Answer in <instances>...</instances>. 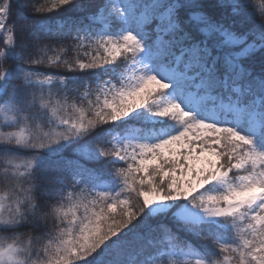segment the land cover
<instances>
[{"label": "snow or ice", "instance_id": "1", "mask_svg": "<svg viewBox=\"0 0 264 264\" xmlns=\"http://www.w3.org/2000/svg\"><path fill=\"white\" fill-rule=\"evenodd\" d=\"M0 264H264V0H0Z\"/></svg>", "mask_w": 264, "mask_h": 264}, {"label": "trees", "instance_id": "2", "mask_svg": "<svg viewBox=\"0 0 264 264\" xmlns=\"http://www.w3.org/2000/svg\"><path fill=\"white\" fill-rule=\"evenodd\" d=\"M253 3L254 4H259V3H261V0H253Z\"/></svg>", "mask_w": 264, "mask_h": 264}]
</instances>
